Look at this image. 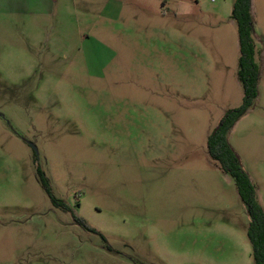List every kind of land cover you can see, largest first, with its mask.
<instances>
[{
    "label": "rangeland",
    "instance_id": "1",
    "mask_svg": "<svg viewBox=\"0 0 264 264\" xmlns=\"http://www.w3.org/2000/svg\"><path fill=\"white\" fill-rule=\"evenodd\" d=\"M233 1L0 0V264H254L206 148L242 102ZM250 15L258 94L226 137L264 209V0Z\"/></svg>",
    "mask_w": 264,
    "mask_h": 264
},
{
    "label": "trees",
    "instance_id": "2",
    "mask_svg": "<svg viewBox=\"0 0 264 264\" xmlns=\"http://www.w3.org/2000/svg\"><path fill=\"white\" fill-rule=\"evenodd\" d=\"M251 0H234L230 18L233 20L238 37L239 57L236 76L242 88V102L228 109L221 116L217 127L209 135L206 148L209 158L234 182L237 194L248 215L247 239L251 247L254 264H264V209L259 203L254 185L238 163L227 141V133L235 122L254 104L257 97L259 66L255 61V47L252 38ZM40 186L49 195L53 205L71 212L70 207L51 194L49 182L41 173L37 177ZM72 213V212H71ZM76 224L87 231L97 232L85 220L72 213ZM99 235H102L99 233Z\"/></svg>",
    "mask_w": 264,
    "mask_h": 264
},
{
    "label": "built area",
    "instance_id": "3",
    "mask_svg": "<svg viewBox=\"0 0 264 264\" xmlns=\"http://www.w3.org/2000/svg\"><path fill=\"white\" fill-rule=\"evenodd\" d=\"M212 1H214V0H212Z\"/></svg>",
    "mask_w": 264,
    "mask_h": 264
}]
</instances>
